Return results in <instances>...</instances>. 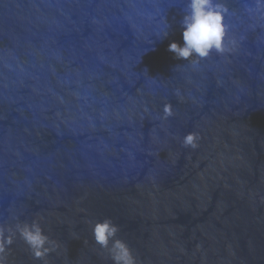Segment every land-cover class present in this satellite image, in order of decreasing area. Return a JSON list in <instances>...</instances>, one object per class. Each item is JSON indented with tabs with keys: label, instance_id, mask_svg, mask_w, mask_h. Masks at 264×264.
<instances>
[{
	"label": "water",
	"instance_id": "water-1",
	"mask_svg": "<svg viewBox=\"0 0 264 264\" xmlns=\"http://www.w3.org/2000/svg\"><path fill=\"white\" fill-rule=\"evenodd\" d=\"M220 2L225 51L178 60L187 0H0L6 264H113L105 219L137 264H264V10Z\"/></svg>",
	"mask_w": 264,
	"mask_h": 264
},
{
	"label": "clouds",
	"instance_id": "clouds-1",
	"mask_svg": "<svg viewBox=\"0 0 264 264\" xmlns=\"http://www.w3.org/2000/svg\"><path fill=\"white\" fill-rule=\"evenodd\" d=\"M255 3L257 11L264 10V0H255ZM227 12V7L220 0H187L179 21L183 43L172 41L168 45V51L178 60H190L194 56L206 58L212 51L223 53L228 28L225 23ZM167 36L168 33L165 32L163 37ZM163 111L165 119L173 115L170 103L165 104ZM198 140L197 133L189 132L183 138V146L196 149ZM118 231L119 227L111 219L98 221L93 226L94 240L102 249L108 251L113 264H137L136 257L127 243L117 238ZM16 232L27 244L34 259L43 260L58 247L43 232L38 221L18 223ZM12 243L10 230L9 234L5 235V228L0 225V264H6V250Z\"/></svg>",
	"mask_w": 264,
	"mask_h": 264
}]
</instances>
